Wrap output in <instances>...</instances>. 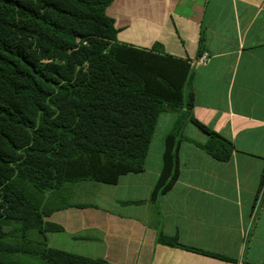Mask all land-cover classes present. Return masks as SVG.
I'll return each mask as SVG.
<instances>
[{
  "label": "crops",
  "instance_id": "obj_1",
  "mask_svg": "<svg viewBox=\"0 0 264 264\" xmlns=\"http://www.w3.org/2000/svg\"><path fill=\"white\" fill-rule=\"evenodd\" d=\"M106 13L146 91L185 102L192 90V116L234 149L214 158L185 109L161 112L142 171L47 195L44 220L60 228L48 247L110 264H264V201L245 240L264 174V0H114ZM183 121L178 177L161 192Z\"/></svg>",
  "mask_w": 264,
  "mask_h": 264
},
{
  "label": "trees",
  "instance_id": "obj_2",
  "mask_svg": "<svg viewBox=\"0 0 264 264\" xmlns=\"http://www.w3.org/2000/svg\"><path fill=\"white\" fill-rule=\"evenodd\" d=\"M113 1L0 0V264H110L48 247L60 228L44 220L55 209L47 195L142 171L161 112L185 109L182 120L209 135L208 154L232 155L229 140L192 116V90L185 102L151 94L118 58ZM183 125L172 130L174 168L161 192L178 177Z\"/></svg>",
  "mask_w": 264,
  "mask_h": 264
},
{
  "label": "built area",
  "instance_id": "obj_3",
  "mask_svg": "<svg viewBox=\"0 0 264 264\" xmlns=\"http://www.w3.org/2000/svg\"><path fill=\"white\" fill-rule=\"evenodd\" d=\"M205 60H206V58H202V61H205ZM263 201H264V174H263L260 189L256 195V199H255L252 211H251V218H250V222H249V225H248L246 233H245V240H248V238L251 234V231L254 227V224L256 223L259 212L261 210Z\"/></svg>",
  "mask_w": 264,
  "mask_h": 264
}]
</instances>
